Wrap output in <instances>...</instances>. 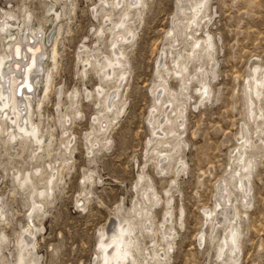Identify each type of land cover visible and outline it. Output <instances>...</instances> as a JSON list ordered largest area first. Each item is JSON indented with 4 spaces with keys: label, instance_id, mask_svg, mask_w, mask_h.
<instances>
[{
    "label": "rangeland",
    "instance_id": "rangeland-1",
    "mask_svg": "<svg viewBox=\"0 0 264 264\" xmlns=\"http://www.w3.org/2000/svg\"><path fill=\"white\" fill-rule=\"evenodd\" d=\"M52 1L0 0V16L5 11H12L20 18L30 14L35 24H44L53 33L56 26L48 20ZM74 1L76 11L64 22L59 36L58 63L46 64L53 71L54 85L44 103L41 127L54 131L51 154L43 152V159L32 160L30 148L15 151L0 141V209L6 215L0 218V240L3 234L7 237L0 242V264H14L18 242L29 224L39 227L35 240L27 238L36 242L41 264H103L101 229L109 228L113 218L132 219L136 201L147 202L153 217L152 227L158 229L153 237L144 232L141 239L143 249H152L154 243L163 244L161 229L172 232L161 226L168 198L172 201L173 216L167 226L176 227L178 235L166 264H264V119L251 116L247 93L248 81L253 82L254 67H260L259 74L264 70V0H209L195 39L203 41L206 32L212 34L217 67L213 74L210 60L203 65L204 70L198 61L190 63L184 76L190 83L188 92L181 90L182 74L176 72L173 52L181 48L191 51L193 42H184L187 38L184 34L174 43L169 35L178 0H146L136 25V40L126 51L129 65L122 88L123 113L118 118L114 115L116 119L107 135L109 140L96 146L94 153L89 152L86 133L92 131L93 117L103 109L96 103L99 78L93 68L84 73L78 57L86 56L80 53L83 44L96 48V32L102 20L94 18L92 13L99 0ZM60 6L55 7L60 10ZM179 15L186 24L187 16ZM110 51V43L105 39L100 52L110 54ZM163 52L166 67L162 75L186 110L185 123L179 128L184 139L182 150L173 156L164 171L155 160L161 156H155L156 151L149 144L155 132H162L149 119L156 99L152 93L155 66ZM206 84L211 90L209 97L204 94ZM42 92L40 88L38 93ZM72 92L78 93L75 102L81 112L77 116L69 109ZM91 92L94 95L87 97L86 93ZM259 100L257 106L264 113V94ZM64 114L71 119L67 132L74 137V148L66 151L61 144L66 139L61 125ZM242 130L253 144L250 148L246 146L248 156L255 158L250 174L252 201L247 205L233 185L234 171H246L234 158L241 146ZM155 147L167 152L173 145ZM63 153L69 161L62 165L64 169L61 166L63 173L56 181L54 195L44 200V210L39 218L32 220L29 190L18 185L17 175L49 164L59 168ZM180 160L185 162V170L177 174ZM46 174L45 181L39 175L35 177L37 187L47 186ZM141 175L145 176L144 180L140 179ZM224 178L228 188L234 191L240 217L241 251L236 255L227 249L220 254L224 228L212 232V220L205 215L206 209H215L218 186ZM148 184L161 199L159 204L149 202L144 196ZM148 225L151 227L150 222ZM203 234L205 239L201 241Z\"/></svg>",
    "mask_w": 264,
    "mask_h": 264
},
{
    "label": "bare ground",
    "instance_id": "bare-ground-1",
    "mask_svg": "<svg viewBox=\"0 0 264 264\" xmlns=\"http://www.w3.org/2000/svg\"><path fill=\"white\" fill-rule=\"evenodd\" d=\"M191 1H194V3L190 4ZM51 4L52 6L48 11V20H51L56 26L53 33L44 24H35L30 14L20 18L12 11H5L3 16H0V141L5 142L10 149L15 151L20 148L24 152L30 148L32 160L43 159V152L51 154V147L55 138L54 131L45 130L41 127V118L44 116L42 112L44 103L52 91V85H54L52 84L53 71L46 64L50 61L55 66L57 65L59 36L64 22L76 11L74 0H53ZM56 4L61 5L60 10L55 7ZM145 5L146 0H99V3L92 7L94 18H101L102 20L101 27L96 32L98 39L96 48L83 44L80 53H86V56L80 54L78 57L84 66L83 72L87 73L90 68H93L99 78V84L95 90L96 103L99 108L103 109H100V112L93 117L92 131L86 133V138L89 140L88 148L91 153H94L96 146L105 139L106 141L109 140L107 135L116 119L113 118L114 115H117L118 118L123 113L124 95H122V88L127 79V66L129 65L126 51L136 40L138 34L136 25L141 19ZM208 6L209 0H178L177 13L173 17V26L169 31V35L174 43H178L179 38L184 34L187 37L184 42H193L191 51L181 48L173 52L177 67L176 72L182 74V92H188L189 89L188 84L190 83H187L184 76L188 73L190 63L198 61L203 69V65L207 60H210L213 74L217 67L214 58L215 44L212 34L209 31L206 32L207 35L203 41L195 39L200 24L206 16ZM180 13L187 16L188 21L186 24L181 22ZM105 39L110 43V54L100 52V44ZM164 58L165 53L163 52L155 66L156 81L152 93L156 96V99L149 119L151 123L157 124L156 127L159 130H162V132H155V137L149 140L151 148L156 151L155 156L164 158L161 160V157H154L162 171L165 170L166 165L171 163L173 156L182 150L184 139L179 128L184 125L186 118L184 102L178 98L176 91L169 88L167 78L162 75V71L166 67ZM259 68V66L254 67L253 82L248 81L247 84V93L249 92L248 108L253 119L258 117L263 121V110L257 106L258 100L264 94V70L262 69V73L259 74ZM40 88L43 89L41 94L38 93ZM204 88V94L209 97L211 90L207 84ZM198 91H201V89ZM42 94H44V98H42ZM77 94V92L70 94L69 109L75 116L81 112L77 109V102H75ZM92 94V92L86 93V96L91 97ZM57 95L59 96L60 92ZM60 106H57L58 111L61 110ZM161 116L164 117L161 118ZM70 120V117L64 114L61 122L64 131L62 136L63 138L66 136L65 140H61V144L65 145V151L74 148L73 134L67 132V124ZM239 140L241 146L237 149L234 158L241 163L240 166L246 171L242 172L240 169L234 171L236 174L234 175L233 185L235 190L241 192L242 202L247 205L252 201L253 190L250 174L255 167V158L248 156L247 148L252 147L253 144L243 130ZM156 145L162 147L173 145V147L167 152H163V150L155 147ZM61 156L63 159L59 168L49 164L32 172L17 175L18 185L24 190H29L33 204L30 208L29 218L32 220L37 218L39 213L44 210V200L50 199L54 195L56 181L60 179V175L63 173L61 166L69 161L65 153ZM179 163L181 167L177 169V174L185 170V162L180 160ZM44 174L48 176L47 186L37 187L35 177L39 175L41 180L45 181ZM144 178L145 176H140L141 180H144ZM145 187L144 196L148 201L159 204L161 199L155 195L151 185L148 184ZM37 197L41 199L37 200ZM146 203L145 201L134 203V216L132 219L120 220L113 218L109 228L101 229L99 241L105 250L103 264H166L168 255L173 248V242L178 235L176 227H173V225L167 226L168 221L172 222V201L170 198L166 200L164 220L161 223V226L171 229L172 232L168 233L165 229H161L163 244L154 243L152 249L149 247L143 249L141 241L144 232L153 237L158 231V229L155 230L152 227L153 217ZM215 206L214 210L206 209L205 215L212 220V232L219 227L224 228V239L220 244V254L223 255L227 249L236 255L241 251L239 245L240 217L237 212L234 191L228 188V182L225 178L220 181L218 186ZM213 213H215V216ZM4 216H6L5 212L0 209V218ZM146 222H150L151 227L148 225V228ZM178 222L177 220V226ZM180 226H183V220H181ZM38 230L39 227L36 224L33 227L29 224V227L23 231L18 242L14 264H41L36 251V242L31 241L36 239L35 236ZM24 234H27V236ZM28 236L32 239H28ZM6 238V235L3 234L1 240L5 241ZM204 239L205 234L200 237L201 241H204Z\"/></svg>",
    "mask_w": 264,
    "mask_h": 264
}]
</instances>
